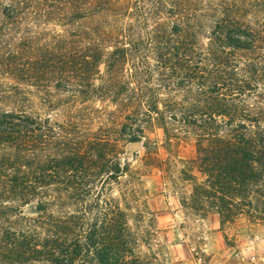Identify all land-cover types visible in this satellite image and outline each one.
I'll use <instances>...</instances> for the list:
<instances>
[{
    "label": "rangeland",
    "instance_id": "obj_1",
    "mask_svg": "<svg viewBox=\"0 0 264 264\" xmlns=\"http://www.w3.org/2000/svg\"><path fill=\"white\" fill-rule=\"evenodd\" d=\"M111 2L96 22L71 25L29 16V0L17 24L0 12V114L28 117L31 129L25 143L0 144V168L24 175L36 196L28 204L14 192L0 197V264H98L85 241L105 213L140 264H264V220L240 217L221 230L204 197L213 182L208 143L191 125L203 112L219 138L264 132V40L235 50L222 24L235 19L264 36V0ZM177 24L190 31L174 36ZM81 34L102 44L104 60L117 48L125 58L95 66L93 53L73 44L63 60L64 47L53 43ZM192 51L205 81L190 73ZM219 51L242 89L228 102L207 77ZM135 140L144 151L122 161ZM33 202L44 204L41 217L25 216ZM17 240L29 249L13 248ZM52 240L75 255L62 257Z\"/></svg>",
    "mask_w": 264,
    "mask_h": 264
},
{
    "label": "trees",
    "instance_id": "obj_2",
    "mask_svg": "<svg viewBox=\"0 0 264 264\" xmlns=\"http://www.w3.org/2000/svg\"><path fill=\"white\" fill-rule=\"evenodd\" d=\"M42 1V2H41ZM112 0H29V16L40 14L49 21H57L66 25L72 23H84L86 21L96 22L99 17L104 16L108 10ZM27 0H11L9 5L3 7L0 3V12L4 21L9 24H17L24 13L27 11ZM3 7V8H2ZM175 12V11H172ZM181 12L171 14L180 15ZM174 17V16H173ZM180 17V16H179ZM182 21V19H181ZM68 23V24H67ZM219 23L215 25V33L218 32ZM227 36H224L226 43L232 46L233 49L249 50L256 43L264 40V36H259L257 31L251 26L240 25L235 19L222 22ZM161 26V25H160ZM172 32L174 36H182L190 30L184 25H176ZM235 33V35H232ZM81 34L76 37V41L70 38H61L58 42H54L52 46H63L64 54L61 57L63 60H69L66 56V50L75 44L80 51H90L93 53L92 64L100 65L101 62L112 60L115 63L121 62L126 55V50L115 49L111 54H107L106 60L103 58L106 52L102 49V44L97 41H92ZM214 39L219 41L214 35ZM244 39V40H243ZM247 40V42H244ZM251 42L248 45L249 41ZM225 52L219 51L215 57L214 69L207 73L208 79L214 81L215 86H221L226 92L224 100H231V95L238 93L241 88L238 87L237 80H232L231 75L234 71H228L230 66L225 64ZM119 56V57H118ZM118 57V58H117ZM182 57V56H181ZM50 58V57H49ZM183 58H179V62H183ZM52 61L51 59H49ZM87 64L82 57L80 59ZM104 60V61H103ZM188 63L191 66L190 73L193 78L202 73L200 79L205 81V71L199 68L202 64V58L192 51ZM186 63L185 65H189ZM53 67L50 68V73L53 75ZM66 75V74H63ZM235 76V73H234ZM214 86V87H215ZM239 89V90H238ZM218 92H210V95ZM239 94V93H238ZM202 95H205L202 92ZM211 98V97H210ZM218 99V98H216ZM213 100V99H210ZM223 116V115H222ZM191 125L202 131L205 140L208 143V149L205 152V162L212 168L213 182L210 190L204 191V197L214 201L221 222V230L224 231L226 225L233 223L234 220L240 217H246L250 222L264 220V132L253 133L251 130L243 129V133L235 132L234 138L223 139L215 136L212 133L213 126L205 120L203 112H198L194 116ZM213 123V122H212ZM230 123V122H229ZM228 123V124H229ZM256 123V122H255ZM231 127V126H229ZM31 134L29 118L16 116L15 114L2 113L0 114V144H12L14 142H27ZM135 140L134 142H138ZM202 142V145H204ZM113 175H119V170L113 172ZM24 176V175H23ZM21 176L19 173H7V170L0 168V197H3L9 192H14L13 195L16 201L28 204L29 201L36 198L29 187V180ZM113 177V176H111ZM263 206L261 209L258 207ZM40 205L41 217L46 208L44 204ZM17 215L19 208H14ZM26 241H16L12 244L13 248L26 247L29 245ZM51 244H58L55 240ZM59 245V244H58ZM62 257H73L76 253L75 248L71 245H59ZM73 248V251L71 250ZM85 250L88 256L92 255L94 261L98 264H129L135 262L140 264L141 261L136 257L133 250L127 243H123L121 239V231L113 219H110L108 213L102 215L91 222L85 241ZM48 253L50 256L52 254ZM111 254V255H110ZM79 255V254H78ZM54 255H52L53 257ZM92 263L94 262L91 260Z\"/></svg>",
    "mask_w": 264,
    "mask_h": 264
},
{
    "label": "water",
    "instance_id": "obj_3",
    "mask_svg": "<svg viewBox=\"0 0 264 264\" xmlns=\"http://www.w3.org/2000/svg\"><path fill=\"white\" fill-rule=\"evenodd\" d=\"M144 151L143 142H132L126 147V154L121 158L122 161L132 160L136 154ZM40 214V205L33 202L27 206L25 216L37 217Z\"/></svg>",
    "mask_w": 264,
    "mask_h": 264
}]
</instances>
